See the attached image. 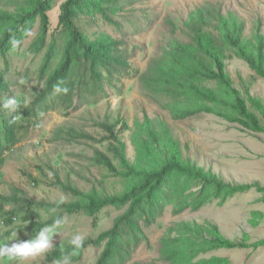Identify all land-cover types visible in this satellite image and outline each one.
<instances>
[{"label":"trees","instance_id":"trees-1","mask_svg":"<svg viewBox=\"0 0 264 264\" xmlns=\"http://www.w3.org/2000/svg\"><path fill=\"white\" fill-rule=\"evenodd\" d=\"M142 1L145 0H0V105L13 93L10 88L13 84L7 78L9 55L15 49L12 41L23 44L30 37L28 33L37 29L28 51L41 58L35 75L43 84V90L30 106L21 102V107L11 113L0 107V165L6 153L19 143L20 132L25 129L22 118L57 110L58 104L69 109L74 107L75 100L98 104L109 98L110 90H120L117 83L132 67L122 40L123 30L127 29L125 23L140 27L135 23L134 4ZM57 7L58 23L51 30L50 13ZM213 19L209 21L210 16L200 12L193 15L186 23L190 41L174 39L169 48L163 49L162 55L141 75L142 87L165 100L164 108L175 121L216 115L245 131L264 134V102L251 94L252 82L245 85L244 92L236 88L227 70V60L236 57L264 79V36L258 29L251 38L245 37V25L235 16L226 17L219 12ZM114 31L119 36H114ZM54 85L67 87L69 91L53 95ZM16 115L21 118L12 123ZM116 125L114 122L106 126L113 141L109 146L112 157L96 150L91 161L124 179L122 191L86 192L69 181L57 180L55 185L74 201H40L38 207L50 214L46 222L39 220L36 202L21 189L10 195L0 193V220L7 228H12L23 213L24 229L29 235L20 242L34 239L42 227L51 225L55 219L65 221V215L97 218L110 207L121 211L110 230L88 240L77 254H72L70 244L58 245L46 253V264H64L66 257L68 263L80 262L89 243L101 249L95 264H129L133 251L145 238L142 223H155L166 207H173L174 215H180L187 210L200 211L212 203L225 205L236 195L254 189L264 194L259 183H226L185 158L167 127L155 128L148 116L138 123L134 136L138 160L131 163L126 158L125 144L113 131ZM34 180L39 185V180ZM11 231L0 236V244L11 246ZM161 242L162 260L167 264H227L222 258L204 260L201 256L221 249L248 248L224 238L217 226L188 223L179 224L177 231H171ZM259 246H264V242L253 247Z\"/></svg>","mask_w":264,"mask_h":264},{"label":"rangeland","instance_id":"rangeland-1","mask_svg":"<svg viewBox=\"0 0 264 264\" xmlns=\"http://www.w3.org/2000/svg\"><path fill=\"white\" fill-rule=\"evenodd\" d=\"M134 8L135 23L140 27L136 29L134 25L129 27L125 23L127 29L123 30L122 40L128 48L132 67L129 74L117 83L119 91L110 90L109 98L98 104H82L75 100L74 107L78 109H66L58 104L57 110L20 120L25 129L20 132L19 143L7 154L0 167V193L10 195L15 189H21L27 198L36 202L34 208L39 212L41 222L49 220L50 214L38 207L40 201H74L55 185L57 180L69 181L86 192L95 189L114 194L123 190L124 179L94 165L91 158L96 150L112 157L109 146L113 141L106 126L116 122L113 131L126 146V158L131 163L136 162L138 151L134 136L138 123L145 116L150 118L155 128L167 127L185 158L224 182L232 185L259 183L264 187V134L245 131L216 115L175 121L164 108L165 100L147 93L140 82L141 75L162 55L163 49L171 46L174 39L190 41L186 23L197 12L208 14L211 22L219 12L226 17L235 16L245 25V37L251 38L258 29L264 36V0H145L135 3ZM212 8L215 10L211 11ZM50 16L53 30L58 23V7ZM37 33L38 29L34 30L29 39L9 55L10 73L7 78L13 84L9 98L15 96L21 102L27 98L28 106L43 90V84L35 75L41 58L28 51ZM112 33L119 36L115 31ZM227 70L236 88L244 92L245 85L252 82L249 84L251 94L264 102V79L258 78L247 64L231 57L227 60ZM114 162L118 164L117 160ZM33 178L39 180V185ZM119 215L121 211L112 207L102 211L97 218L65 215L64 223L53 237V248L70 244L76 234L85 237L84 243L97 239L113 227ZM22 216L20 213L14 221L12 229L17 232V240L10 241L14 239L11 231L10 244L29 235L24 229L26 224ZM182 223L217 226L224 238L248 246L217 250L201 256L202 259L218 257L225 259L227 264H264V246L253 247L264 242V194L256 189L236 195L225 205L212 203L197 212L187 210L174 215L173 207H166L155 223H142L145 238L133 251L129 264H167L162 260L161 240L171 231L176 232ZM9 230L0 220V236H5ZM46 253L34 260H18L10 264H46ZM100 253L101 249L89 243L82 261L68 264H95Z\"/></svg>","mask_w":264,"mask_h":264},{"label":"clouds","instance_id":"clouds-1","mask_svg":"<svg viewBox=\"0 0 264 264\" xmlns=\"http://www.w3.org/2000/svg\"><path fill=\"white\" fill-rule=\"evenodd\" d=\"M28 35H31L29 32ZM13 48H16L19 44V40H13L12 41ZM21 84L24 83L23 80L20 81ZM63 81L58 82L59 85H61ZM69 89L67 87H61L54 85L53 86V95L55 94H67ZM29 100L27 98L23 99V105L25 107L28 106ZM2 109L7 110L8 112H15L17 109L21 107V100L18 97H11L3 102L2 105H0ZM21 117L20 115H16L13 117L12 123H15L17 120H19ZM14 149L13 147L11 150ZM11 152V151H10ZM9 153V152H8ZM4 157H7V154ZM3 160V163H4ZM3 163L1 166H3ZM64 221L61 219H55L54 222L51 225H46L42 227L35 235L34 239H31L29 241L24 242H14L11 243V246H9L8 243L0 244V264H7V262L12 261H28V260H34L36 257L41 256L48 252L49 250L53 249L54 245L52 243L53 237L58 234V229L62 225ZM12 229V228H10ZM12 236L14 239H11L10 241H16L17 240V232H13ZM85 237L80 234H76L73 236V238L69 241L70 245L73 248L72 254L75 255L79 252V250L84 245ZM64 264H68V258L66 257L64 260Z\"/></svg>","mask_w":264,"mask_h":264}]
</instances>
